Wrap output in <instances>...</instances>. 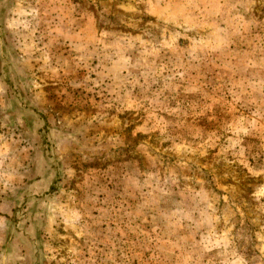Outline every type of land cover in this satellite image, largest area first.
<instances>
[{
	"label": "rangeland",
	"instance_id": "1",
	"mask_svg": "<svg viewBox=\"0 0 264 264\" xmlns=\"http://www.w3.org/2000/svg\"><path fill=\"white\" fill-rule=\"evenodd\" d=\"M0 264H264V0H0Z\"/></svg>",
	"mask_w": 264,
	"mask_h": 264
}]
</instances>
